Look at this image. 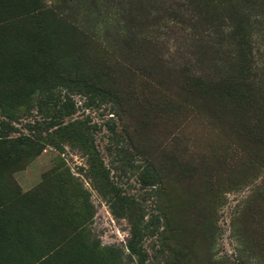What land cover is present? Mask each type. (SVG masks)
Listing matches in <instances>:
<instances>
[{
	"label": "rangeland",
	"instance_id": "1",
	"mask_svg": "<svg viewBox=\"0 0 264 264\" xmlns=\"http://www.w3.org/2000/svg\"><path fill=\"white\" fill-rule=\"evenodd\" d=\"M0 264H264V0H0Z\"/></svg>",
	"mask_w": 264,
	"mask_h": 264
},
{
	"label": "trees",
	"instance_id": "2",
	"mask_svg": "<svg viewBox=\"0 0 264 264\" xmlns=\"http://www.w3.org/2000/svg\"><path fill=\"white\" fill-rule=\"evenodd\" d=\"M253 59V58H252Z\"/></svg>",
	"mask_w": 264,
	"mask_h": 264
}]
</instances>
